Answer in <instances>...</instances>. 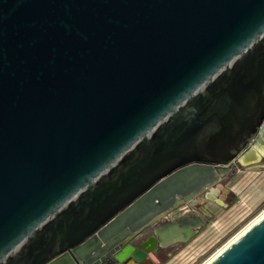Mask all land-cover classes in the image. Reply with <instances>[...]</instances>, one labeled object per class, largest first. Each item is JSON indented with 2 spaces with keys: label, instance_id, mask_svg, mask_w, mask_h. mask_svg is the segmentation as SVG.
I'll list each match as a JSON object with an SVG mask.
<instances>
[{
  "label": "water",
  "instance_id": "water-1",
  "mask_svg": "<svg viewBox=\"0 0 264 264\" xmlns=\"http://www.w3.org/2000/svg\"><path fill=\"white\" fill-rule=\"evenodd\" d=\"M256 147L264 0H0V264H161L204 216L133 239ZM209 264H264V217Z\"/></svg>",
  "mask_w": 264,
  "mask_h": 264
},
{
  "label": "rangeland",
  "instance_id": "rangeland-1",
  "mask_svg": "<svg viewBox=\"0 0 264 264\" xmlns=\"http://www.w3.org/2000/svg\"><path fill=\"white\" fill-rule=\"evenodd\" d=\"M219 183L223 186L222 201L205 199L207 193H203L197 198L201 202L199 205L184 203L171 212L170 221L204 215L206 223L188 241L176 242L164 248L169 250L170 255L161 264L206 263L264 212V157L256 163L237 164L235 170L224 175ZM166 222L167 219L163 218L157 224L145 228L132 243L145 241L156 226ZM109 262L115 260L109 259L104 264Z\"/></svg>",
  "mask_w": 264,
  "mask_h": 264
},
{
  "label": "bare ground",
  "instance_id": "bare-ground-1",
  "mask_svg": "<svg viewBox=\"0 0 264 264\" xmlns=\"http://www.w3.org/2000/svg\"><path fill=\"white\" fill-rule=\"evenodd\" d=\"M262 157H264V149L260 148H253L249 153H247L245 156L240 158V162L243 165H248L252 162H258ZM258 167V166H256ZM223 186L220 183H217L216 185L209 188L207 192V196L205 199H212L216 201H222L223 195L222 193ZM264 217V212H262L258 217H256L247 227H245L240 233H238L233 239H231L227 244H225L221 249H219L206 263L209 264L213 259H215L222 251H224L231 243H233L236 239H238L241 235H243L248 229H250L253 225H255L257 222H259ZM176 226L169 229V233L172 231H175ZM184 230H187L186 226H184ZM168 233V234H169ZM173 234V233H172ZM155 242V238H153L150 241V244Z\"/></svg>",
  "mask_w": 264,
  "mask_h": 264
},
{
  "label": "crops",
  "instance_id": "crops-1",
  "mask_svg": "<svg viewBox=\"0 0 264 264\" xmlns=\"http://www.w3.org/2000/svg\"><path fill=\"white\" fill-rule=\"evenodd\" d=\"M204 216V215H202ZM157 255L160 257V259L162 260V262L167 258L168 255H170L169 250H164V249H159L157 251Z\"/></svg>",
  "mask_w": 264,
  "mask_h": 264
},
{
  "label": "built area",
  "instance_id": "built-area-1",
  "mask_svg": "<svg viewBox=\"0 0 264 264\" xmlns=\"http://www.w3.org/2000/svg\"><path fill=\"white\" fill-rule=\"evenodd\" d=\"M169 216H170V215H168L167 217H165V218L167 219V221H170ZM126 264H132V263H131V262H128V263H126Z\"/></svg>",
  "mask_w": 264,
  "mask_h": 264
},
{
  "label": "trees",
  "instance_id": "trees-1",
  "mask_svg": "<svg viewBox=\"0 0 264 264\" xmlns=\"http://www.w3.org/2000/svg\"><path fill=\"white\" fill-rule=\"evenodd\" d=\"M109 264H117L116 261L115 262H109Z\"/></svg>",
  "mask_w": 264,
  "mask_h": 264
},
{
  "label": "flooded vegetation",
  "instance_id": "flooded-vegetation-1",
  "mask_svg": "<svg viewBox=\"0 0 264 264\" xmlns=\"http://www.w3.org/2000/svg\"><path fill=\"white\" fill-rule=\"evenodd\" d=\"M238 164H240L241 166H243V164H241V163H238Z\"/></svg>",
  "mask_w": 264,
  "mask_h": 264
}]
</instances>
